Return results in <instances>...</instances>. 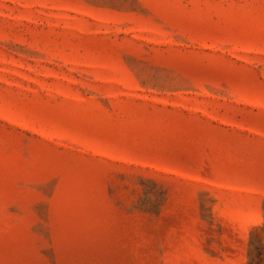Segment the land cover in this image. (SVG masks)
Wrapping results in <instances>:
<instances>
[{
	"label": "rangeland",
	"instance_id": "rangeland-1",
	"mask_svg": "<svg viewBox=\"0 0 264 264\" xmlns=\"http://www.w3.org/2000/svg\"><path fill=\"white\" fill-rule=\"evenodd\" d=\"M0 264H264V0H0Z\"/></svg>",
	"mask_w": 264,
	"mask_h": 264
}]
</instances>
